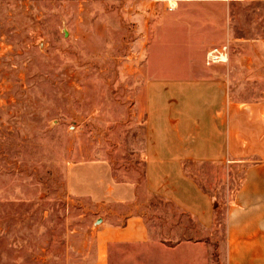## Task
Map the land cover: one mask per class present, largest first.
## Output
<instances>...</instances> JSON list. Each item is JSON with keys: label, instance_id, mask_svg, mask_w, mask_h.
I'll return each instance as SVG.
<instances>
[{"label": "rangeland", "instance_id": "374dc122", "mask_svg": "<svg viewBox=\"0 0 264 264\" xmlns=\"http://www.w3.org/2000/svg\"><path fill=\"white\" fill-rule=\"evenodd\" d=\"M165 1L0 0V264H93L109 188L173 215L144 192L133 111Z\"/></svg>", "mask_w": 264, "mask_h": 264}, {"label": "crops", "instance_id": "0c3cea01", "mask_svg": "<svg viewBox=\"0 0 264 264\" xmlns=\"http://www.w3.org/2000/svg\"><path fill=\"white\" fill-rule=\"evenodd\" d=\"M163 8L133 111L144 192L173 215L152 219L134 185L109 188L93 264H264V0Z\"/></svg>", "mask_w": 264, "mask_h": 264}, {"label": "built area", "instance_id": "2783aa9c", "mask_svg": "<svg viewBox=\"0 0 264 264\" xmlns=\"http://www.w3.org/2000/svg\"><path fill=\"white\" fill-rule=\"evenodd\" d=\"M230 49L228 45L214 47L207 52L206 64L208 66L224 63L228 60Z\"/></svg>", "mask_w": 264, "mask_h": 264}, {"label": "bare ground", "instance_id": "6f19581e", "mask_svg": "<svg viewBox=\"0 0 264 264\" xmlns=\"http://www.w3.org/2000/svg\"><path fill=\"white\" fill-rule=\"evenodd\" d=\"M173 7H174V5L173 4H171Z\"/></svg>", "mask_w": 264, "mask_h": 264}]
</instances>
